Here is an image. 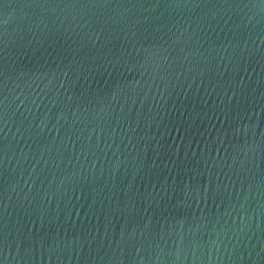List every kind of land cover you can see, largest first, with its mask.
<instances>
[{
    "label": "water",
    "instance_id": "obj_1",
    "mask_svg": "<svg viewBox=\"0 0 264 264\" xmlns=\"http://www.w3.org/2000/svg\"><path fill=\"white\" fill-rule=\"evenodd\" d=\"M0 264H264V0H0Z\"/></svg>",
    "mask_w": 264,
    "mask_h": 264
}]
</instances>
